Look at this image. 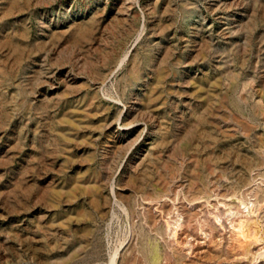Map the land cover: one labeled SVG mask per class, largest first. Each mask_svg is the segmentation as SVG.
Wrapping results in <instances>:
<instances>
[{"label": "rangeland", "instance_id": "obj_1", "mask_svg": "<svg viewBox=\"0 0 264 264\" xmlns=\"http://www.w3.org/2000/svg\"><path fill=\"white\" fill-rule=\"evenodd\" d=\"M0 264H264V0H0Z\"/></svg>", "mask_w": 264, "mask_h": 264}, {"label": "bare ground", "instance_id": "obj_2", "mask_svg": "<svg viewBox=\"0 0 264 264\" xmlns=\"http://www.w3.org/2000/svg\"><path fill=\"white\" fill-rule=\"evenodd\" d=\"M179 214V213H178ZM181 214V213H180ZM199 238V237H198Z\"/></svg>", "mask_w": 264, "mask_h": 264}]
</instances>
